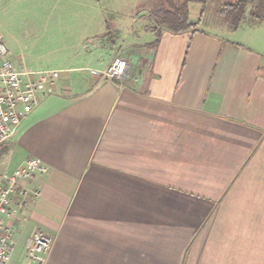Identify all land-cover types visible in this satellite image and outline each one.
Wrapping results in <instances>:
<instances>
[{
  "label": "crops",
  "instance_id": "obj_1",
  "mask_svg": "<svg viewBox=\"0 0 264 264\" xmlns=\"http://www.w3.org/2000/svg\"><path fill=\"white\" fill-rule=\"evenodd\" d=\"M243 21L252 42L132 16L48 68L15 56L62 70L0 146L7 173L48 167L15 190V250L41 230L44 264H264V19ZM114 57L120 78L90 72Z\"/></svg>",
  "mask_w": 264,
  "mask_h": 264
},
{
  "label": "rangeland",
  "instance_id": "obj_2",
  "mask_svg": "<svg viewBox=\"0 0 264 264\" xmlns=\"http://www.w3.org/2000/svg\"><path fill=\"white\" fill-rule=\"evenodd\" d=\"M164 1L0 0V41L12 53L15 62V56L18 55L19 61L22 58L36 67L48 68L54 63L55 56H64L80 47L81 36L85 33L103 31L104 38L109 39L111 34H118L114 30L122 31L132 16L146 23L149 9H154L155 4H162ZM226 1L228 0H209L206 4L188 3L189 21H197L203 9L199 29L252 42L255 31L246 30V21L241 22L237 31L229 29L221 13ZM83 22H88L85 29ZM25 254L21 241L18 240L12 263L28 264Z\"/></svg>",
  "mask_w": 264,
  "mask_h": 264
},
{
  "label": "built area",
  "instance_id": "obj_3",
  "mask_svg": "<svg viewBox=\"0 0 264 264\" xmlns=\"http://www.w3.org/2000/svg\"><path fill=\"white\" fill-rule=\"evenodd\" d=\"M62 70H28L15 68L12 53L0 41V146L17 132L22 116L29 112L40 97L53 91V84ZM126 60L114 57L102 70L90 72L100 78H120L125 74ZM47 165L40 159L29 157L7 173L0 169V264H12L15 250L16 228L14 221L19 218L23 201L14 197L20 182L47 172ZM25 217L22 216V219ZM51 237L37 230L24 243L29 264H44L50 248Z\"/></svg>",
  "mask_w": 264,
  "mask_h": 264
},
{
  "label": "trees",
  "instance_id": "obj_4",
  "mask_svg": "<svg viewBox=\"0 0 264 264\" xmlns=\"http://www.w3.org/2000/svg\"><path fill=\"white\" fill-rule=\"evenodd\" d=\"M209 0H165L162 4L159 2L151 7L147 14V20L153 23L151 26H146L155 34V39L158 38L161 29L170 31L185 30L196 26L200 19L195 22L189 21L188 18V3L199 2L206 4ZM221 13L230 28L236 29L240 23L248 18L261 20L264 19V0H228L225 2ZM203 15V9L200 12V17Z\"/></svg>",
  "mask_w": 264,
  "mask_h": 264
}]
</instances>
